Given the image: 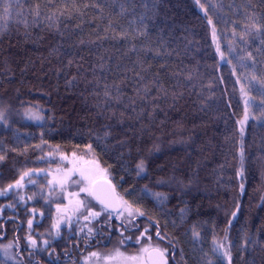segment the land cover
I'll list each match as a JSON object with an SVG mask.
<instances>
[{"label":"trees","instance_id":"16d2710c","mask_svg":"<svg viewBox=\"0 0 264 264\" xmlns=\"http://www.w3.org/2000/svg\"><path fill=\"white\" fill-rule=\"evenodd\" d=\"M52 149L133 212L92 223L104 248L142 233L177 264H264V0H0V244L22 264L87 238L48 235L55 199L30 180Z\"/></svg>","mask_w":264,"mask_h":264},{"label":"rangeland","instance_id":"374dc122","mask_svg":"<svg viewBox=\"0 0 264 264\" xmlns=\"http://www.w3.org/2000/svg\"><path fill=\"white\" fill-rule=\"evenodd\" d=\"M215 47H217V40L214 39ZM218 55L221 56L220 51L217 49ZM247 101V104L245 103ZM246 107H248V100L244 99ZM23 120L25 122H31L34 124H40L41 122V114L38 111H28L23 113ZM249 119V116L245 115L243 120L241 121V125H244L246 121ZM43 159V160H42ZM42 161L47 164L51 163L49 166L45 168L40 166L37 168V171L43 169V171L39 172V179L30 181L38 182V187L44 193H46V197L53 202V214L49 220L48 227V235L52 240L57 242L60 237L65 236H76L78 232H82L86 238V242L88 244H92V242H96V245L87 249L81 253L78 261L73 264H147L145 260L146 252L143 249H151V248H159L165 254L169 253L168 251L162 249L158 244H154L151 238L139 234L137 241L141 239V237H145V243L141 244L136 252L126 253L122 251L119 247L112 248H104L105 245L101 244L100 236L97 237L96 241L90 240L92 237L91 234H94L92 223L95 221L96 224L100 223V218L107 217H115L117 221L127 225V227L132 228L131 220L133 212L131 209L127 207L123 203L122 199H119L121 211L114 214L112 212H108L100 205L95 203L89 192L82 191V189L88 187L90 188L92 183L99 178H103L108 180L105 170L96 163L95 160L89 157H82L74 154H62L59 151L45 153L42 155ZM41 163V162H40ZM40 169V170H39ZM84 173V176L88 177L85 179L81 173ZM108 178V179H107ZM27 185V182L25 183ZM7 193H4L6 195ZM49 203L47 200L44 201ZM90 212H99L98 216L90 215ZM40 213V212H38ZM41 214V213H40ZM34 218L31 219V227H29V222L27 223V229L24 233L25 241L28 243L30 239H35L34 234H32L33 222ZM58 225V227H56ZM92 227V228H91ZM126 228V227H125ZM88 234H87V233ZM91 236V237H90ZM105 240L103 239L102 242ZM100 245V246H99ZM17 247L14 244L13 240H8L5 242H1L0 244V259L2 260L1 264H22L19 258H16ZM117 251L121 253V256H117ZM96 253L95 256L92 254ZM224 255L226 259H228V253L225 251ZM125 257H137L136 261H125ZM111 258V259H110ZM70 264V263H68Z\"/></svg>","mask_w":264,"mask_h":264},{"label":"flooded vegetation","instance_id":"af4514ba","mask_svg":"<svg viewBox=\"0 0 264 264\" xmlns=\"http://www.w3.org/2000/svg\"><path fill=\"white\" fill-rule=\"evenodd\" d=\"M6 221H7V219H5V221L2 222V224H1L3 236L6 235V226H5ZM116 223L119 224V221H116ZM19 225H20L19 228H22V225L20 223H19ZM100 236H102V235H100ZM30 240H33V239H30ZM30 240L28 243H30ZM90 240L96 241L97 237L92 236ZM85 242H86V239H82V242H81L82 247L80 248V245H76L75 248L70 249L68 251V253H65L63 250H61V251L57 250V252L54 251V253L52 254V257H49L47 255V257H48L47 261L49 262V264L50 263L51 264H66V263L73 264L74 262L78 261L80 255H81V253H83V251L90 249L91 247L96 245V242H94L92 244H88ZM173 250H174V248L172 247L171 252L165 254L166 255L165 257L168 260V264H177V262H175V259H174L175 250L174 251Z\"/></svg>","mask_w":264,"mask_h":264},{"label":"snow or ice","instance_id":"6c2138e0","mask_svg":"<svg viewBox=\"0 0 264 264\" xmlns=\"http://www.w3.org/2000/svg\"><path fill=\"white\" fill-rule=\"evenodd\" d=\"M3 12L4 14L7 16V15H10V7L6 4L3 8ZM209 23H211V20H209ZM243 91V90H242ZM247 104V101L245 102ZM0 159H3V157H0ZM138 168L140 169V171H143L144 170V166H143V161H141V163L138 165ZM81 175L85 178V179H88V177L84 176V173L82 172ZM19 186V182H18V185ZM11 187V185L9 186ZM82 191H86V192H89V194H94L92 189L91 188H84L82 189ZM3 193H0V195H2ZM97 199L100 200V203L104 206L105 209H108V208H115V205L113 203V199L112 197H106L104 199H100L99 197H97ZM123 203H126V202H123ZM100 213L99 212H90V215H93V216H98ZM235 215V213L233 214ZM29 227H31V221H29ZM56 227H58V225H56ZM159 235V233L157 234ZM30 243L35 246L36 244V241L35 240H30ZM144 252L148 253L149 252V249L145 248L143 249ZM153 258H152V264H166V261H164L163 257H164V252L160 249H154L153 250ZM93 256L96 255V253H93L92 254ZM122 254L119 253L117 251V256H121ZM111 259V258H110ZM138 258L137 257H125L124 260L125 261H136Z\"/></svg>","mask_w":264,"mask_h":264},{"label":"water","instance_id":"95a60500","mask_svg":"<svg viewBox=\"0 0 264 264\" xmlns=\"http://www.w3.org/2000/svg\"><path fill=\"white\" fill-rule=\"evenodd\" d=\"M93 191L94 194H91V197L93 200H95V202L98 205H101L103 208L104 206L100 203V200L97 199V197H99L100 199H104L106 197H112L113 199V203L115 205V208H108L105 210H108L109 212H114V213H118L120 212V201L117 197V193L116 190L113 188L112 184L110 181H107L103 178H99L98 180H96L95 182L92 183L91 187H90ZM157 249V248H156ZM153 250L149 249V252L146 253L145 256V260L147 262V264H152V258H153ZM164 261H166V264H168V260L166 259L165 255L163 257Z\"/></svg>","mask_w":264,"mask_h":264}]
</instances>
